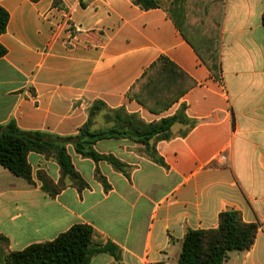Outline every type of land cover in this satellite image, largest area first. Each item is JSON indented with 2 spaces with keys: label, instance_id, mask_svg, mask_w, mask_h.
<instances>
[{
  "label": "crops",
  "instance_id": "0c3cea01",
  "mask_svg": "<svg viewBox=\"0 0 264 264\" xmlns=\"http://www.w3.org/2000/svg\"><path fill=\"white\" fill-rule=\"evenodd\" d=\"M224 2L218 80L163 8L146 11L132 0H0L9 14L0 37V126L73 138L98 103L146 125L179 117L169 140L144 145L125 133L93 146L126 174L69 143L87 184L82 191L68 184L50 197L39 175L57 185L61 169L41 154L28 155L32 183L0 166V264L7 251L51 242L80 224L105 249L90 264H178L186 234L217 229L227 211L260 228L252 248L230 253L225 264H264V0ZM68 18L78 37L73 48L64 34ZM162 57L194 85L155 114L130 91ZM102 114L91 131L113 126Z\"/></svg>",
  "mask_w": 264,
  "mask_h": 264
},
{
  "label": "trees",
  "instance_id": "16d2710c",
  "mask_svg": "<svg viewBox=\"0 0 264 264\" xmlns=\"http://www.w3.org/2000/svg\"><path fill=\"white\" fill-rule=\"evenodd\" d=\"M143 10L163 8L172 18L183 38L192 47L199 59L222 80L220 53L221 24L224 14V0H132ZM9 23L8 12L0 6V37L6 32ZM264 26V14L262 16ZM6 49L0 44V59ZM194 82L183 71L165 57L160 58L132 87L130 97L159 114L168 110L192 88ZM104 113L106 123L113 126L106 130L91 131L93 119ZM112 116V118H111ZM179 117L162 119L158 123L144 124L135 115L124 110L109 111L103 104H96L90 111L87 126L77 137L59 138L39 132H22L14 122L0 126V166L17 177L32 183V168L28 162L30 153L44 155L57 161L61 169V180L56 185L46 175L40 174L43 190L56 197L67 185L79 191L87 187L76 172L66 146L74 144L76 152L84 158L110 163L114 169L125 173L124 166L116 159L97 154L93 146L106 139H117L129 133L137 141L149 145L151 140L171 139V127ZM164 165V162L150 155ZM106 188V180L97 173ZM260 226L243 222L236 211L223 212L219 226L209 231H189L183 241L178 264H225L232 252H245L255 243ZM95 230L88 225H75L51 242L35 244L19 252L5 253V264H90L92 258L105 249L94 245ZM1 240V239H0ZM7 245V242L4 241Z\"/></svg>",
  "mask_w": 264,
  "mask_h": 264
},
{
  "label": "built area",
  "instance_id": "2783aa9c",
  "mask_svg": "<svg viewBox=\"0 0 264 264\" xmlns=\"http://www.w3.org/2000/svg\"><path fill=\"white\" fill-rule=\"evenodd\" d=\"M64 34L66 37V44L68 47H75L76 43L78 42V37L75 34L76 29L72 26L70 18L67 19L66 24L64 25Z\"/></svg>",
  "mask_w": 264,
  "mask_h": 264
},
{
  "label": "rangeland",
  "instance_id": "374dc122",
  "mask_svg": "<svg viewBox=\"0 0 264 264\" xmlns=\"http://www.w3.org/2000/svg\"><path fill=\"white\" fill-rule=\"evenodd\" d=\"M103 115V117H104V114H102ZM111 118H112V116H111ZM104 121H105V117H104ZM105 123H106V121H105Z\"/></svg>",
  "mask_w": 264,
  "mask_h": 264
}]
</instances>
